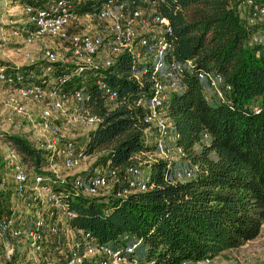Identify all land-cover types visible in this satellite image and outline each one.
Returning a JSON list of instances; mask_svg holds the SVG:
<instances>
[{
  "label": "trees",
  "instance_id": "trees-1",
  "mask_svg": "<svg viewBox=\"0 0 264 264\" xmlns=\"http://www.w3.org/2000/svg\"><path fill=\"white\" fill-rule=\"evenodd\" d=\"M47 1L0 0V20L8 17L7 9L20 5L23 23L15 28L21 27L28 17L25 7L42 6ZM243 1L247 4V0L157 2V12L168 20L166 38L171 55L180 62L193 60V67L181 77L182 90L172 92L167 100V115L179 134L176 143L183 149V159L198 166L192 179L167 182L164 162L148 161L154 146L146 143L148 124L141 119L142 109L133 107L132 102L139 92L149 90L152 79L144 74L139 82L131 76L130 54L120 53L109 67H92L85 71L86 78L75 76L69 81L70 87L88 86L84 108L98 118L84 147L88 157L96 156L89 171L108 162L123 173L145 162L151 185L125 195H117L120 185L96 196L69 193L63 201L72 214V245L80 242L85 232L105 245L118 246L127 238H141L145 259L154 264H178L212 259L259 235L264 223V43L248 45L246 19H241L237 8ZM254 1L264 5V0ZM99 2L78 0L76 13L93 11ZM0 27L14 28L5 23ZM45 64L54 72L44 73L40 67ZM75 67L74 62L44 60L16 65L0 59V71L13 79L3 85L9 89L26 82H45L69 74ZM200 70L223 76L231 86L226 102L213 100L209 94L210 99L206 98L197 78ZM93 71L117 90L115 103L102 98ZM4 141L35 172L51 175L41 170L55 162L49 160L48 151L16 133L5 132ZM95 263L97 257H85L81 262Z\"/></svg>",
  "mask_w": 264,
  "mask_h": 264
},
{
  "label": "built area",
  "instance_id": "built-area-1",
  "mask_svg": "<svg viewBox=\"0 0 264 264\" xmlns=\"http://www.w3.org/2000/svg\"><path fill=\"white\" fill-rule=\"evenodd\" d=\"M76 2L78 0H49L42 6L28 5L25 7L27 20L12 31L23 36L27 44L45 37L65 41L66 53L47 46L43 51L44 59L49 63L74 62L76 67L69 74L62 73L45 82L23 83L12 89L19 98L10 104L16 114L29 115V101L44 103L37 118L31 122L30 131L35 135L31 142L36 143L34 147L48 151L49 160L55 162L41 168L51 173L43 175L23 163L20 154L7 146L8 158L4 160L5 166L0 168V253L7 263H17V246L25 241L32 251L31 264H52L37 254L44 249L47 236L58 235L60 230L55 223L59 211L66 216L68 230L72 232V214L63 201L69 193L96 196L109 193L114 186L120 185L117 195H125L151 187L149 176H141L138 166H130L120 173L107 162L98 172L94 167L84 176L62 175L54 167L58 163L64 171L70 170L88 158L84 148H76L75 140L65 130L98 122V118L89 115L84 108V102L89 98L88 86L70 87L69 81L75 76L86 78L85 71L92 67H109L120 53H128L133 58L132 77L140 82L142 75L149 74L152 79L149 90L139 92L132 102L133 107L142 109L141 119L148 124L144 138L147 144L154 146L148 161L162 160L163 178L171 183L192 179L198 172L196 164L184 161L183 149L176 143L179 134L167 115L168 97L172 92L182 90L181 77L193 67V60L180 62L171 55L166 38L168 20L157 12L158 0H100L93 11L80 15L76 13ZM247 5L251 9L244 23L249 32L248 45L262 43L264 5L254 0H247ZM83 15L89 17L83 24L84 31L68 34L67 26ZM25 56L29 57L30 53L26 52ZM42 70L47 74L54 72L48 64ZM91 75L102 98L115 103L117 90L102 80L98 72L93 71ZM197 78L206 98L210 99L211 94L220 103L227 101L231 86L221 74L200 70ZM12 82V77L0 71V96L6 89L10 90L3 85ZM149 136L154 137L153 144ZM141 245L142 239L135 237L127 238L118 246L98 244L89 232H85L81 241L72 245L63 260L55 264H81L85 257H97L100 264H154L152 260L141 263L138 259ZM178 264L212 263L206 258Z\"/></svg>",
  "mask_w": 264,
  "mask_h": 264
},
{
  "label": "rangeland",
  "instance_id": "rangeland-1",
  "mask_svg": "<svg viewBox=\"0 0 264 264\" xmlns=\"http://www.w3.org/2000/svg\"><path fill=\"white\" fill-rule=\"evenodd\" d=\"M239 9L241 19H247L248 13H251V9L244 2L237 6ZM23 8L18 6L10 7L6 10L8 17L6 19L0 20L1 23H5V25H11L15 28V26L23 23L22 14ZM88 16H80L77 19H74L69 26H77V27H69L67 26L68 34H73L76 32L84 31L83 23L88 20ZM261 23L262 21H258ZM13 29L5 30L4 27H0V39L4 41L0 42V59L8 60L13 63H21L22 64H30V63H42L45 59L43 56V51L45 47H51L60 53H66V42L61 39H56L52 37L39 38L34 42L27 44L24 42L23 36L15 35L12 33ZM76 28V29H75ZM264 43V39H263ZM29 52L30 56L26 57L25 53ZM19 65V64H17ZM43 67H41L42 69ZM29 83V82H26ZM18 96L16 92L12 89L5 90V94L0 96V168L5 166L4 160L8 158L9 149L4 141V133L11 132L16 133L18 135L26 137L32 145L36 143L31 142L35 139L34 133L30 131L31 122L37 118V114L41 107L43 106V102H35L29 101L28 107L30 110L29 115L25 114H16L12 111L10 104L14 100H18ZM97 126V122L88 125L86 127L77 126L75 128H71L65 130L68 132V135L75 140L76 148L83 149L87 142V133L88 131L94 129ZM151 144L154 143V137H148ZM96 160V156L88 157L85 161H83V167L87 166L89 169L91 168L93 162ZM149 160V159H148ZM145 162H141L139 165L141 170V176L149 175L150 168L146 166ZM104 165L100 164L96 167L95 171L98 172L103 168ZM54 167L59 170V173L62 175H71L69 172H74L80 167L72 168L70 170L64 171L61 169V166L56 163ZM193 178V177H192ZM57 221L56 225L59 226V234L55 237H49L50 240L54 243H59L60 248L56 251H49L46 256L48 258V262L55 264L63 260V258L67 255V252L70 250L72 246V235L68 230L66 224V216L62 213L56 215ZM141 249V248H140ZM27 253V255H26ZM1 254V253H0ZM32 251L27 248L26 242L22 241L20 245L17 246V263H7L4 261L2 255L0 264H31L32 259ZM137 257L141 261V263L145 262V255L142 254V251L137 252ZM29 259V260H28ZM44 259V257H41ZM212 264H264V223L262 225L261 231L257 237L252 240L247 241L244 245L234 248V249H226L221 254L211 259ZM100 264V263H95Z\"/></svg>",
  "mask_w": 264,
  "mask_h": 264
},
{
  "label": "crops",
  "instance_id": "crops-1",
  "mask_svg": "<svg viewBox=\"0 0 264 264\" xmlns=\"http://www.w3.org/2000/svg\"><path fill=\"white\" fill-rule=\"evenodd\" d=\"M86 3H89V2H86ZM242 3H244V1L243 2H241L240 4H242ZM84 24V23H83ZM69 27H72V28H74V27H77V26H69ZM76 29V28H75ZM77 29H78V27H77ZM15 64V63H14ZM17 64H19V65H21V63H16V65ZM41 67H43V65H41ZM40 67V68H41ZM210 97H212V99L213 100H215V97H213L211 94H210ZM83 162L81 163V165L79 166L80 168H78L77 170H75V174H73L74 172L72 171V172H69V173H71V175H76V174H79V173H87V171L88 170H90L87 166H84L83 167ZM49 237H53V236H47L46 238H47V241H46V243H45V246H44V249L40 252V253H38L37 254V256L41 259V257H44V259H48L46 256L48 255L47 253H49V251H56L57 250V248H59V247H61L60 246V244L57 242V243H54V242H52V240H50L49 239ZM27 254V253H26ZM36 256V255H35Z\"/></svg>",
  "mask_w": 264,
  "mask_h": 264
}]
</instances>
